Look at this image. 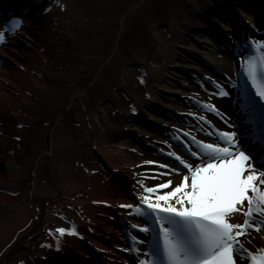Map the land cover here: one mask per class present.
I'll use <instances>...</instances> for the list:
<instances>
[{
	"label": "bare ground",
	"instance_id": "1",
	"mask_svg": "<svg viewBox=\"0 0 264 264\" xmlns=\"http://www.w3.org/2000/svg\"><path fill=\"white\" fill-rule=\"evenodd\" d=\"M207 1L208 4L200 7L201 13L213 14V20L222 22L220 23L222 30L213 32L214 41L204 40L210 45H204L205 48L201 52L212 66L206 65L205 69L198 68L200 70L197 75L198 81L185 78L186 82L181 84L177 80L170 82L165 79L164 76L169 72V64L173 63L175 57L183 56L180 49H187L186 43L178 42L184 38L185 32L192 30L189 25L187 29L180 27L172 38L171 42L180 49L173 48L168 54H161L154 60L148 59L145 55L139 57L138 66L142 62L149 70L146 76H143L139 67L125 71L126 76L120 82L122 86L120 91L110 94L108 103L97 110L102 113L101 116L95 114L102 127L97 128V133L94 130V147L108 167L102 168L100 173L94 171L96 175L89 176L87 180L82 176L78 180L73 178L70 182L64 183L65 188H79L88 181L89 189L87 193L75 195L70 202L73 204L72 211L60 209L48 219V223L56 229H65L63 235L58 233L51 235V237L66 240L64 254L59 252L54 244H50V240H47L42 245L48 243L49 246H41L38 252L31 256L32 258H28L22 264H82L83 259L70 249V244L75 247L78 244L76 248L79 254L94 261V264H101L94 249L86 246L88 250L86 252L85 246H80L81 241L75 237V233L81 234L95 245L110 264H131L128 254L137 259L146 258L143 249V244L146 242L138 238L136 239L138 243L130 246L127 237V235H133L138 226L145 227L138 221L141 220V216L136 211L139 206L136 199L125 189H132L144 202L142 198L147 195L144 188L166 182L170 177L161 174L167 173L168 169H177L181 172L180 176L171 177L173 185L176 180L182 179V176L187 174L171 159L179 155L186 162L191 163L193 160L185 152L183 144L191 149H195V145L181 133V130H186L204 140L209 139L210 142L218 138L215 128L227 132L241 131L242 126L238 123V119L240 120L242 116L236 115V107L232 102L236 94L225 81L235 80L238 69L236 55L240 54L243 57L249 52L248 40L257 50H259L258 42H264V0ZM239 2L240 9L238 7L237 10L240 11V17H235V10L233 12L231 6ZM51 5L44 10L43 2L0 0V20L12 17V14L24 13L23 17L14 15V19L22 22V26L16 30L15 34L6 32L5 43L0 44V117L15 114L19 116L15 105L22 102L35 106L37 101L27 91L33 87L46 91L55 85L56 79L49 75L53 66L54 69H60L62 72L67 68L68 62L64 63L62 57L59 59V54L55 51L59 38L64 33V21L55 13L56 4ZM219 7L226 12L222 18L223 21L219 20V15H216ZM220 13L223 14V12ZM194 19L197 21V18ZM197 24L200 27L203 25L199 22ZM0 31L4 29L0 28ZM243 39L245 40L242 42ZM243 44H246V47ZM213 82L224 87L229 95L221 96L220 92L212 87ZM169 85L176 86L174 90H170V93L174 94L162 97L158 89H165ZM129 97L134 100V106L128 103ZM150 97L160 100L162 98L163 102L154 100V103L164 105L168 111L153 105L149 101ZM213 107L215 111L212 110ZM115 111L122 113V116L115 115ZM136 111H140V115L149 112L150 122L146 119L140 123L138 120L140 115L135 113ZM130 119L135 122L130 129L138 132L141 140L123 129L122 122ZM10 124H4L7 129L0 132V139L6 142L13 138L8 130V127L13 126ZM228 124L233 127L229 128ZM19 129L20 132H25L22 128ZM141 142L149 146L142 144L143 146L140 147L138 143ZM160 165H167L168 168H161ZM6 176L4 172H0V183L6 181ZM170 190H163L160 194H166ZM150 199L153 203L157 202L154 196ZM16 200L13 194L0 190V201L13 203ZM103 204L108 206V210L105 211L109 217L114 218L113 224L101 219L99 211ZM33 206L30 202L2 222L0 241L25 221ZM246 210L247 204H245ZM243 221L244 215L240 213L229 218V222L234 224H242ZM149 222L151 224V221ZM248 239H251V244L248 243ZM239 241L243 244L246 253L262 252L264 251V229L260 232L252 231L249 237L241 236ZM45 255L48 257L45 258ZM43 258H45L44 261ZM234 259L237 260V264H248L241 255L237 257L234 253Z\"/></svg>",
	"mask_w": 264,
	"mask_h": 264
},
{
	"label": "rangeland",
	"instance_id": "2",
	"mask_svg": "<svg viewBox=\"0 0 264 264\" xmlns=\"http://www.w3.org/2000/svg\"><path fill=\"white\" fill-rule=\"evenodd\" d=\"M52 3L56 4V15L64 21V33L55 51L59 59L68 62L67 68L62 72L51 65L49 75L56 79L55 85L46 91L39 87L27 91L37 104L19 103L15 105L18 117H0V132L7 129L4 124L13 125L8 127L13 138L7 142L0 139V172L7 175L0 190L17 198L13 203L0 201V226L30 202L34 205L25 221L0 241V264H22L38 252L44 241L53 244L51 235L60 233L48 219L60 209L72 211L70 202L75 195L89 189L88 181L79 188H65L64 183L82 176L87 180L108 167L94 147V134L102 127L95 114L101 116L97 110L108 103L110 94L120 91L125 71L139 67L146 76L149 70L142 62L138 66L139 57L145 55L154 60L178 48L171 42L174 34L180 27L187 29L190 25L192 30L185 32L178 42L186 43L187 49L178 48L183 56L174 58L177 65L169 64L164 77L181 84L186 82L185 78L198 81V68L212 66L201 53L204 45H210L204 40L214 41L213 32L222 30V22L213 20V14L201 13L200 7L208 4L207 0H49L45 4ZM240 5L239 2L231 6L235 17H240ZM217 10L216 15L223 21L226 12L220 7ZM175 88L169 85L158 92L162 97L172 95L170 90ZM154 100L163 102L162 98L150 97L149 101L168 111ZM127 101L134 106L131 97ZM135 113L140 115V111ZM114 114L122 116L118 111ZM149 116L145 112L138 120L150 122ZM133 123L131 119L122 122L123 129L141 140L140 134L130 129ZM142 144L149 146L138 143L140 147ZM107 208L100 206V217L113 224L114 218L107 215ZM80 246L85 244L81 242Z\"/></svg>",
	"mask_w": 264,
	"mask_h": 264
},
{
	"label": "snow or ice",
	"instance_id": "3",
	"mask_svg": "<svg viewBox=\"0 0 264 264\" xmlns=\"http://www.w3.org/2000/svg\"><path fill=\"white\" fill-rule=\"evenodd\" d=\"M21 26L22 22L16 19L11 28L0 31V44L5 43L6 32L15 34ZM258 47L264 53V42H258ZM259 61V67L252 60L247 65V75L260 101L258 105L250 101L254 112L258 107L261 118L259 138H254L257 147L240 142L242 137L238 139L237 131L220 132L213 142H198L199 151H189V156L194 158L191 163L174 154L188 173L176 180L175 185L171 177L180 176L181 172L168 169L161 174L170 177L166 182L144 188L147 194L142 198L144 204L136 211L146 222L153 218L154 223H159V231L153 236L156 244L152 264H237L234 253L239 257L245 252L239 238L264 229V54ZM220 95L229 93L221 89ZM159 167L168 168L167 165ZM167 189L171 190L160 194ZM153 196L156 203L150 199ZM237 213L246 217L244 222L230 223L229 218ZM139 231L149 233V228ZM57 232L63 235L65 229L59 228ZM248 243L251 244V239ZM246 255L252 264H257L258 259L264 261V256Z\"/></svg>",
	"mask_w": 264,
	"mask_h": 264
}]
</instances>
